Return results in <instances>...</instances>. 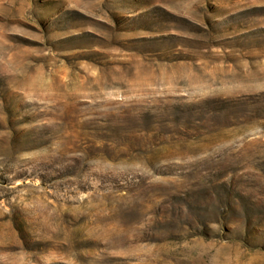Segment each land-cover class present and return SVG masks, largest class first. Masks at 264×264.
Listing matches in <instances>:
<instances>
[{
    "label": "rangeland",
    "instance_id": "1",
    "mask_svg": "<svg viewBox=\"0 0 264 264\" xmlns=\"http://www.w3.org/2000/svg\"><path fill=\"white\" fill-rule=\"evenodd\" d=\"M242 97L264 0H0V264H264V116L103 139Z\"/></svg>",
    "mask_w": 264,
    "mask_h": 264
},
{
    "label": "trees",
    "instance_id": "2",
    "mask_svg": "<svg viewBox=\"0 0 264 264\" xmlns=\"http://www.w3.org/2000/svg\"><path fill=\"white\" fill-rule=\"evenodd\" d=\"M254 100V97H242L214 100L205 105H176L171 112L167 111L170 113L167 118L160 113L140 115L139 121L127 117L120 125L108 127L107 130L111 133L103 139L110 145L130 147L136 152H143L144 144L159 145L167 133L209 127L220 130L238 126L251 118H262L264 109L255 104ZM115 155L110 153L111 158Z\"/></svg>",
    "mask_w": 264,
    "mask_h": 264
}]
</instances>
